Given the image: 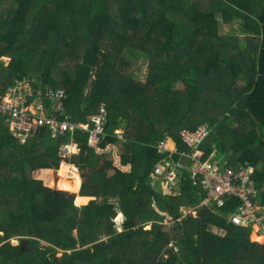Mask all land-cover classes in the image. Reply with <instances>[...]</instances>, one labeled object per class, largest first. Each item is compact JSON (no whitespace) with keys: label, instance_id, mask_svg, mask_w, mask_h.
<instances>
[{"label":"trees","instance_id":"obj_1","mask_svg":"<svg viewBox=\"0 0 264 264\" xmlns=\"http://www.w3.org/2000/svg\"><path fill=\"white\" fill-rule=\"evenodd\" d=\"M257 1L0 0V93L18 80L64 88L72 122L90 123L105 103L110 133L96 146L88 131L77 128L73 137L80 152L63 157L61 141L71 135L56 142L41 127L21 144L0 115V264H264V244L253 242V228L228 219L240 201L199 207L195 216L167 226L160 222L163 216L177 217L181 206L199 205L203 195L188 174L181 192L164 194L149 182L164 158L156 143L169 134L179 150H187L181 128L203 122L212 128L200 146L203 158L224 155L238 168L247 161L255 166L252 157L259 155L262 168L252 177L255 185L262 182L264 154L255 150L260 143L255 127L264 121L249 122L253 116H246V108L252 107L244 96L242 108L240 99L253 83L246 66L252 67L254 52L240 38L221 35L217 19L219 13L228 23L240 18L247 33H258L264 16ZM131 49L146 55L147 81L123 74L131 68L130 52L126 55ZM103 50L107 57L87 92ZM243 82L248 86L241 88ZM234 116L243 121L234 126L229 118ZM120 128L124 138L116 133ZM109 143L121 146L120 161L102 151ZM64 161L81 171L78 202L94 198L77 205L60 197L58 213L35 172L60 168ZM74 179L72 186L79 188V175ZM66 182L62 178L59 185ZM119 212L123 230L111 235ZM13 237H30L28 251L21 252ZM42 241L64 250L63 256L47 260Z\"/></svg>","mask_w":264,"mask_h":264},{"label":"built area","instance_id":"obj_2","mask_svg":"<svg viewBox=\"0 0 264 264\" xmlns=\"http://www.w3.org/2000/svg\"><path fill=\"white\" fill-rule=\"evenodd\" d=\"M38 86L36 88L28 80H18L0 95V114L6 117L10 130L19 143L25 144L41 127L48 128L55 138L72 136L67 139L68 142L60 144V153L63 157L76 152L78 143L73 136L77 128L88 131L91 144L100 146L105 142L110 134L107 128L109 110L105 103L92 115L90 123L72 122L66 113L65 101L68 98L66 89L53 88L41 83ZM46 104L49 114L46 113ZM211 130L208 123H201L193 129L182 128L179 136L187 150H179L175 142L168 146L170 142L168 136L156 143L158 151L164 154V158L159 160L150 172V184L164 194L174 193V188L181 192L183 181L188 174L193 185L203 195L199 205L184 206L177 217L174 218L172 215L164 217L160 222L172 226L176 221H183L188 215H195L199 207L221 208L227 204L228 199H234L240 202L236 209L228 214V219L237 226L253 228L257 237L263 238L264 208L257 205L254 200L257 190L252 177L254 165L247 161L238 168L231 167L228 160L217 159L214 153L208 158H203L204 151L200 146ZM116 132L119 134V130ZM253 242L257 243L259 240Z\"/></svg>","mask_w":264,"mask_h":264},{"label":"rangeland","instance_id":"obj_3","mask_svg":"<svg viewBox=\"0 0 264 264\" xmlns=\"http://www.w3.org/2000/svg\"><path fill=\"white\" fill-rule=\"evenodd\" d=\"M207 1L213 2L214 4H218L220 0H207ZM217 19H218V24H219L218 25V30H219V33L221 35L236 36V37L241 39L240 41H242V43L244 42V40H245L244 36H245V34H247V32L244 29V25H243L244 22H243L242 19L233 18L231 23L224 22L223 18H222V14H220V13L217 14ZM241 23H242V25H241ZM225 24H230V25L235 24V25L232 26L230 28V30H228L229 28L225 27ZM127 54H128V57H130L128 59L131 61V68L127 72H123V74L126 75L127 77H130V78L135 77L136 79H139L140 81H147V79H149V77H148L149 73H148V70H147L148 60L146 59V55L143 52H140V51L135 50V49L129 50L128 52H126V55ZM106 57H107V52L104 51V50L101 51L97 55L94 67H93V69H92V71L90 73V76H89L90 80H89V84H88V86L86 88L87 92H90L92 90V88L94 87V85L96 83V79H97V77H98V75H99V73H100V71L102 69V65H103ZM4 59H5V61H9L8 58H4ZM28 81L33 83V81H31V80H28ZM0 95H3V92L0 93ZM229 118H230V121L232 122V124L234 126H236L239 123H241V120H240L241 117L234 116V117H229ZM203 123H208V122H203ZM47 134L50 136L51 139L56 140V142L61 140V138L53 137L51 135L50 131H48ZM118 137L119 138H124V131H122V130L120 131L119 130ZM64 142H68V140L61 141V143H64ZM109 144H111V143H109ZM109 147H111L113 153L115 152V147H116V149L119 150V154H117L116 156L115 155H112V156L114 157V159L116 161H120V157H121V153H122L121 146L120 145H116L113 148V146L110 145ZM218 156H224V155H218ZM68 166L70 167L71 165L67 164V163L64 165V167H63V174L64 175L59 177L58 179H57V174H56L55 170H38V171L35 172L36 179L42 180L44 182V184L50 189L49 192H48L49 205L54 210H56L58 213L60 212V208H61L60 197L74 200L77 205L87 204L92 199V198H89V200L85 201V202H83L84 201L83 199H80L79 202H78V197L80 196L78 194H79V191H81V190H79V189L75 190L74 187L71 186V181L72 182L75 181L74 177L76 176V174L78 172L75 173V175L72 176L71 174H69V172L67 170ZM71 167H73V166H71ZM57 169H58V174H59V171H60V169H62V166H60V168H57ZM78 175H79V173H78ZM79 177H81V176L79 175ZM62 178L66 179V181H67L66 184L67 185H64V186H60L59 185L60 184L59 181ZM53 181H54V185H53ZM56 183H58L59 187L56 185ZM76 196H77V198H76ZM123 218H124V216L123 217L122 216L121 217L117 216L113 220L114 221L113 225H111L109 227L111 235L116 234L117 230L118 231H120V230L122 231L123 230L120 227L121 223L123 221ZM214 230L218 231V229H214ZM105 239H106V237H105ZM252 239H253V241L254 240H259V242H257V243L264 244V237L263 238L257 237L256 230L252 232ZM11 241H13V243H15V244H18L19 242H21L20 251H23V253L28 251L29 244L27 245V249H23L22 242L23 241H30V237H24L22 241L19 240L17 237H13L11 239ZM40 247H41V251H42L43 256L49 261L55 259L56 257L63 256V253L65 252L61 248H57V247L53 246L52 244L44 242V241H42ZM72 251L73 250L69 249L68 252L71 253Z\"/></svg>","mask_w":264,"mask_h":264},{"label":"crops","instance_id":"obj_4","mask_svg":"<svg viewBox=\"0 0 264 264\" xmlns=\"http://www.w3.org/2000/svg\"><path fill=\"white\" fill-rule=\"evenodd\" d=\"M257 3L258 4H261V7L263 9L262 10V13H263V16H264V0H258ZM234 25L235 24H233V25L225 24V27H228L229 28L228 30H230V28L232 26H234ZM241 25H242V23H241ZM244 37H245L246 44L245 43H242V45L245 46V47H247V48H250V50H252V52H254V60L252 62V67L251 66H246L247 71H248V69L250 70V76L253 77V83H252L251 88H249L245 92V95H242L240 97V99H241V106L243 108V106H244V96H246L247 103L250 105V107H252V109H250V108L248 109V107L246 108V105L244 106V108H246V111H247L246 112L247 113L246 116H253L251 119H249L247 117V120L249 122H251L252 120H255V122L257 123L259 121L261 122L262 120L264 121V22L260 25L259 30H258V33H255V34L247 33V34H245ZM243 71H244V69L242 68V72ZM244 83L245 82L242 83L243 85H242L241 88H243L244 86H248V85H245ZM38 87H36V88H38ZM246 99H245V101H246ZM0 115L4 118V120L8 124V127L10 128L9 123H8L6 117L4 115H2V114H0ZM240 116H243V113ZM240 120H241V122L243 121L242 118ZM183 128H189V127L185 126ZM118 130L124 131V128H120ZM255 130H256L257 141H260V143L255 147V150H256L257 153H263L264 154V124L257 125L255 127ZM165 136H168L169 137L170 145H173L174 142L176 143V141H174L169 134H167ZM112 146L114 148L116 145H114V143H113ZM109 150H110V152H109ZM79 151H80V145L77 144L76 145V152H75V154H77ZM102 151L107 152L106 157H108L109 159H114V157L112 155H115L116 156L117 154H119V150L116 149V147H115V152L114 153L112 152L111 147H108L107 149L102 150ZM75 154H73V155H75ZM73 155H70L68 157H71ZM215 158L222 159V160H228V157H225V156H218L217 155ZM252 159L255 162H257V164L254 166V169L255 170L261 169L262 168V164L260 163V157H259V155H253ZM120 160H121V157H120ZM65 163L70 164L71 166H73V167H71V166L70 167L69 166L67 167V170H68L69 174H71L73 176V175H75V173L78 172L79 175L81 176L80 177V185H79V188L74 187L75 190L76 189L77 190L78 189L81 190V187H82V184H83V177L81 175V171H80L79 167H77L75 164H73L71 162H68V161L62 162L61 166H63ZM41 170H55V172L57 174V179L60 177L59 174H58V169L57 168H43ZM113 170L115 171V169H113ZM78 173L76 175H78ZM111 173H113V171ZM261 176H262V174H259L258 175V179H260ZM71 186H72V181H71ZM256 189L257 190H256V193H255L254 199L257 202V205L261 206V201H262V196H263L262 193H264V178H263V180H262V182L260 183L259 186L256 185ZM156 190H158V189H156ZM78 195L83 196V195L80 194V191H79V194ZM84 197H88V200H89V198H94L92 196H87V195L84 196ZM184 206L187 207L189 205H184ZM184 206H181L180 207V211H181V209ZM117 216H120V217L122 216L123 217L124 215H123L122 212H119V214ZM163 218H164V216H163ZM176 222H178V221H176ZM150 226H151V223L147 224L145 227L146 228H150Z\"/></svg>","mask_w":264,"mask_h":264},{"label":"water","instance_id":"obj_5","mask_svg":"<svg viewBox=\"0 0 264 264\" xmlns=\"http://www.w3.org/2000/svg\"><path fill=\"white\" fill-rule=\"evenodd\" d=\"M46 113L49 114L48 104H46ZM29 242H30V241H23V242H22V244H23V245H22L23 249H27V245L29 244ZM21 252H23V251H21Z\"/></svg>","mask_w":264,"mask_h":264},{"label":"bare ground","instance_id":"obj_6","mask_svg":"<svg viewBox=\"0 0 264 264\" xmlns=\"http://www.w3.org/2000/svg\"><path fill=\"white\" fill-rule=\"evenodd\" d=\"M168 146H171V145H170V142L168 143ZM185 209H186V208H185Z\"/></svg>","mask_w":264,"mask_h":264},{"label":"clouds","instance_id":"obj_7","mask_svg":"<svg viewBox=\"0 0 264 264\" xmlns=\"http://www.w3.org/2000/svg\"><path fill=\"white\" fill-rule=\"evenodd\" d=\"M92 117V116H91ZM117 133V132H116ZM117 135H119V134H117ZM111 146H112V144H110ZM216 156V155H215Z\"/></svg>","mask_w":264,"mask_h":264}]
</instances>
